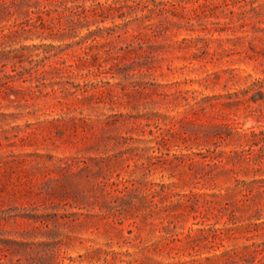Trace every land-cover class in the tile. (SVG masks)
Listing matches in <instances>:
<instances>
[{
    "label": "rangeland",
    "instance_id": "1",
    "mask_svg": "<svg viewBox=\"0 0 264 264\" xmlns=\"http://www.w3.org/2000/svg\"><path fill=\"white\" fill-rule=\"evenodd\" d=\"M44 5L0 18V264H264V0Z\"/></svg>",
    "mask_w": 264,
    "mask_h": 264
},
{
    "label": "trees",
    "instance_id": "2",
    "mask_svg": "<svg viewBox=\"0 0 264 264\" xmlns=\"http://www.w3.org/2000/svg\"><path fill=\"white\" fill-rule=\"evenodd\" d=\"M48 0H12L11 3L8 5H4L0 9V18L3 17H12L15 14V11H13V6L18 7L19 10L16 13H20L21 16H24L26 18H30L31 14L35 13V10L39 6V8L47 9L46 11H43V14L52 15L54 10L51 8H48L46 5H44V2ZM85 12H82L80 14H85ZM36 14V13H35ZM39 18H42V16H39ZM45 25H42L40 28L45 29ZM23 28V27H22ZM34 29H38L37 26H33ZM32 31V29H31ZM264 85V79L257 80L253 86L254 88L262 89Z\"/></svg>",
    "mask_w": 264,
    "mask_h": 264
}]
</instances>
